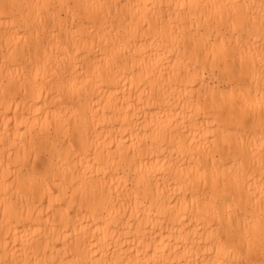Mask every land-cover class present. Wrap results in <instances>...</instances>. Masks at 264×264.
<instances>
[{
    "label": "bare ground",
    "instance_id": "bare-ground-1",
    "mask_svg": "<svg viewBox=\"0 0 264 264\" xmlns=\"http://www.w3.org/2000/svg\"><path fill=\"white\" fill-rule=\"evenodd\" d=\"M0 264H264V0H0Z\"/></svg>",
    "mask_w": 264,
    "mask_h": 264
}]
</instances>
